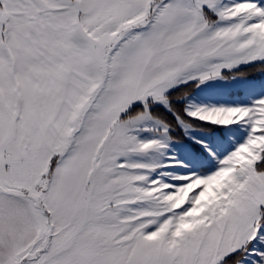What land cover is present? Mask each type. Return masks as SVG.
<instances>
[{
  "label": "snow or ice",
  "instance_id": "6c2138e0",
  "mask_svg": "<svg viewBox=\"0 0 264 264\" xmlns=\"http://www.w3.org/2000/svg\"><path fill=\"white\" fill-rule=\"evenodd\" d=\"M0 264H264V0H0Z\"/></svg>",
  "mask_w": 264,
  "mask_h": 264
}]
</instances>
